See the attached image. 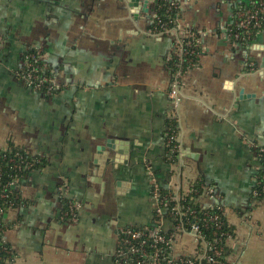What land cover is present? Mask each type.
Returning <instances> with one entry per match:
<instances>
[{
	"label": "crops",
	"instance_id": "1",
	"mask_svg": "<svg viewBox=\"0 0 264 264\" xmlns=\"http://www.w3.org/2000/svg\"><path fill=\"white\" fill-rule=\"evenodd\" d=\"M147 1L148 11L142 0H0V149L46 161L21 181L26 204L6 215L19 264H117L119 231L154 222L153 182L180 194L197 182L214 188L234 231L226 264H264V202L254 196L264 28L249 42L229 34L251 0H174L179 29H196L202 47L176 107L167 68L174 38L153 32L159 0ZM28 51L43 55L57 90L18 78ZM109 140L123 153L105 168L117 154L97 149ZM197 202L215 204L206 193ZM70 203L79 209L68 219ZM195 246L180 237L175 253Z\"/></svg>",
	"mask_w": 264,
	"mask_h": 264
},
{
	"label": "built area",
	"instance_id": "2",
	"mask_svg": "<svg viewBox=\"0 0 264 264\" xmlns=\"http://www.w3.org/2000/svg\"><path fill=\"white\" fill-rule=\"evenodd\" d=\"M171 7L179 8L177 3L172 2ZM264 15V6H261L258 10L251 12H241L237 21V27L241 29H248L252 23L259 25V19ZM157 18V16H155ZM264 19V16H263ZM176 21V19H175ZM169 28L162 24L160 29L154 30L158 36H172L174 38V49L176 47L177 54L185 56L190 53L187 49H184L183 41L188 37H195L196 34L188 29ZM231 34V33H229ZM239 38L238 35H235ZM196 41V39H195ZM201 43L200 39L196 41ZM193 51H191L192 53ZM43 55L39 52H26L22 59V66L17 71V76L28 87L35 89H46L49 92L58 89L56 84V78L47 73L43 62ZM171 58V54L167 60ZM184 73L180 70L172 74V83L169 91V96L172 103L177 107L182 100V78ZM172 118H176L175 111L172 114ZM167 147L170 153V157L173 159L177 156L179 146L177 145V131H171L167 136ZM258 157L260 160L259 174H262V180L260 186L254 190V196H264V163L262 162L264 156V144L259 147L256 146ZM30 163H25L23 166L15 165L21 170L32 169ZM33 171V170H32ZM11 186L15 189L21 187V180L16 179L11 183ZM169 186V193L166 197H163L160 193V186L157 182H153L152 197L155 201V219L152 225L144 227H126L119 231L118 234V246L115 253V262L117 264H223L222 255L224 247L220 245L222 235H219L217 231L214 232L215 240H207L202 233L201 222L208 225L209 222H213L217 228L221 227V215L205 216L203 219L190 220V216L195 214V210H190L180 204V200L184 195L189 194L194 189L189 190L183 194L175 193ZM204 193L215 201L214 205L205 207H215L219 205V208L223 210V206L218 203L220 197L218 192L214 188H209L203 185ZM6 194L2 197L6 198ZM168 203H173V207L170 208ZM79 209V205L69 204L68 219L74 218L76 210ZM13 209H10L11 211ZM4 210H0V242L2 245H9V247H3L0 249V260L2 264H19L18 253L13 247L5 240V233L7 228L6 215ZM167 215V216H166ZM195 216V215H194ZM223 216H225L223 210ZM2 225L4 227H2ZM188 225V226H187ZM168 226V227H167ZM191 236L195 243V250L192 255L185 253L176 254L175 245L180 237ZM225 245L228 240L231 239L232 234L226 233Z\"/></svg>",
	"mask_w": 264,
	"mask_h": 264
},
{
	"label": "trees",
	"instance_id": "3",
	"mask_svg": "<svg viewBox=\"0 0 264 264\" xmlns=\"http://www.w3.org/2000/svg\"><path fill=\"white\" fill-rule=\"evenodd\" d=\"M171 0H159L155 4V14L157 15V18L155 19V22L152 24L153 30L160 29V26L162 24L166 25L169 28H177L179 26L178 23V15H179V9L175 7H171L172 2ZM261 6H264V0H251L250 3L247 6H243L241 8L240 12H247L251 11L254 12L258 10ZM263 13L262 17L259 19V25H256L255 23L250 25L248 29H241L238 28L237 25H235L233 28H231L230 33L232 35H238V42H249L252 41L255 36L262 31L264 28V19H263ZM176 19V21H175ZM239 19V18H238ZM191 32L195 33V37H188L185 38L183 41L184 49L188 50L190 53L186 54L185 56H181L177 54L176 47L173 49L171 53V58L167 60V68L169 69L170 73H175L176 71H181L182 73H186L190 69H193L198 66L199 64V58L202 53V47L201 43H197L196 41L201 39L199 36V33L196 31V29H188ZM196 39V41H195ZM191 51H193L191 53ZM34 52V51H30ZM176 131L174 125L172 126L171 131ZM262 162L264 163V156L262 157ZM176 159L174 157L172 160ZM174 162V161H173ZM25 163H30L32 165V169L30 170H21L15 167V165L23 166ZM46 161L45 158L40 156H34L31 155L26 149L17 147L14 145H10V147L6 150L0 149V210H4V213L9 212L10 209H16L24 206L26 204L25 199L23 198L21 194V190L15 189L11 186V183L18 180H23L32 170L40 169L45 165ZM262 174L258 175V179L256 180L254 190L260 186V182L262 180ZM260 181V182H259ZM192 189L195 191H191L189 194L184 195L183 198L180 200V204L183 205L186 208H189L190 210H195V216L191 215L190 220L194 221L197 218L203 219L205 216L210 215H221V227L217 228L213 222H209L208 225L204 226L205 223L202 221L201 229L202 233L205 236L207 240H215L214 232L217 231L219 235H222V239L220 240V245L224 247V252L222 255V263H227V257L229 254V249L227 245H225V236L226 233H230L233 235V228L228 224L226 216H223V210L219 208V205H216L215 207H205L202 204H199L197 202L198 198L204 194V189L202 183H195L192 186ZM160 193L163 197H166L169 193V189L160 187ZM3 194H6V198L2 197ZM257 200L264 202V196L256 197ZM169 207H173V203H168ZM64 212L68 211L69 204H65ZM167 216V215H166ZM7 227V225L5 224ZM188 226V225H187ZM2 227H4L2 225ZM3 247H9V245H2L0 242V249ZM0 264H2L0 260Z\"/></svg>",
	"mask_w": 264,
	"mask_h": 264
},
{
	"label": "water",
	"instance_id": "4",
	"mask_svg": "<svg viewBox=\"0 0 264 264\" xmlns=\"http://www.w3.org/2000/svg\"><path fill=\"white\" fill-rule=\"evenodd\" d=\"M142 1H143V6L145 7V11H148V1L147 0H142ZM262 68H263V70L259 72V76H263L264 77V60H263V63H262ZM107 149H110L111 151H113L114 154H117V156L115 157V155H114V157H112L110 159L109 158L106 159V161H104L105 168H106V165L107 164L115 162V159L118 158V155L120 156L123 153L122 146H120V147L119 146H116V144H115L114 141L109 140L106 143V145H104V146H102V147H100V148L97 149L98 154L99 155L103 154ZM99 161H100L99 159H97V160L94 161V164H95L96 168H98V169H100V167H101Z\"/></svg>",
	"mask_w": 264,
	"mask_h": 264
}]
</instances>
